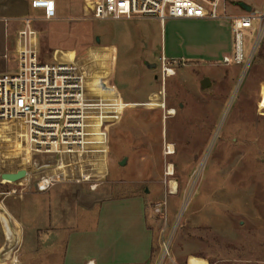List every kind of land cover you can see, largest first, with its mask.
Listing matches in <instances>:
<instances>
[{"label": "rangeland", "instance_id": "374dc122", "mask_svg": "<svg viewBox=\"0 0 264 264\" xmlns=\"http://www.w3.org/2000/svg\"><path fill=\"white\" fill-rule=\"evenodd\" d=\"M224 6L237 11L230 0H221L220 11ZM71 21L51 44L86 73L96 134L104 137L109 128L108 154L41 156L35 164L24 148V124L0 126V264L62 263L63 250L54 244L27 249L26 235L24 247L26 229L12 213L17 204L46 216L57 204L54 195L58 207L76 195L84 216L94 183H58L44 193L49 183L39 184L68 161L57 178H75L86 161L85 173L107 178L103 191L147 198L154 261L167 247L171 256L163 264H264V40L246 69L213 53L215 34H223L219 20L168 19L162 26L157 18L79 14ZM222 39L231 54L230 34ZM15 69L11 63L9 71ZM205 76L212 84L203 89ZM20 169L27 178L2 182V173Z\"/></svg>", "mask_w": 264, "mask_h": 264}, {"label": "built area", "instance_id": "2783aa9c", "mask_svg": "<svg viewBox=\"0 0 264 264\" xmlns=\"http://www.w3.org/2000/svg\"><path fill=\"white\" fill-rule=\"evenodd\" d=\"M88 3L91 16L99 20L149 17L159 19L161 24L180 18L229 21L233 52L225 55L223 62L246 65V69L264 40V7L259 11L231 15L226 10L220 11L221 0H89ZM32 7L44 9L47 19L54 18L57 13L54 0H33ZM23 35L26 43L18 50L17 68L0 76V126L24 124V148L35 164L41 156L84 157L94 148L108 145L107 125L104 137L96 134L94 112L89 110L86 73L75 63L41 60L36 42L32 40L31 18L25 20ZM248 40L253 41L246 55ZM1 180L14 184L2 177ZM170 256L166 247L162 256L150 264H163ZM171 261L178 264L174 259Z\"/></svg>", "mask_w": 264, "mask_h": 264}, {"label": "crops", "instance_id": "0c3cea01", "mask_svg": "<svg viewBox=\"0 0 264 264\" xmlns=\"http://www.w3.org/2000/svg\"><path fill=\"white\" fill-rule=\"evenodd\" d=\"M32 1L0 0V76L11 72L9 71L11 63L16 68L18 66V50L26 43L23 31L27 18L32 19L34 33L32 40L36 42L41 60L49 62L50 57L51 62L54 59V61L62 63H75L77 65L79 63L75 60H62L59 49L54 48L51 44V37L64 25H68L70 28L72 17L79 14L91 16L89 0H54L57 13L52 19L45 17L44 9L33 8ZM230 1L237 11L231 13L227 11L226 6L222 11L226 10L231 15L250 12L239 4L241 2L250 6L251 11H259L264 7V0ZM180 19L199 20V18ZM219 21L220 26H223V34H215L216 45L213 53L220 57L219 60H222L225 55H230L228 50L224 49L222 37H225V34L227 36L230 34L233 47V34L229 21ZM165 23L161 25L164 26ZM219 51L221 52L219 53ZM210 53L212 54V52ZM7 54L9 58H6ZM133 103L135 104L137 101H129V104L132 105ZM107 149V144H105L103 148H94L88 155L100 154L105 156L108 154ZM70 165L72 164L69 161L59 165L61 170L53 173L51 180H39V184L49 183L47 188H43L42 192L44 193L58 183H69L76 186L94 183L91 187V197L83 210L86 214L80 218L79 200L76 195H65L66 201L63 200L64 203L61 201L59 207L58 200L61 198L54 195L52 199L57 204L50 208V212L46 216L36 215L30 210L27 211L14 204L12 219L26 229L24 230V247H26V235H29L30 244H28L27 249H31L35 243L42 244L48 249L51 248V244H54L55 248L62 249L63 260L61 264H67V262L72 264L152 263L156 254V234L151 223L147 198L140 193L114 196L103 191L100 188L104 185L103 183L107 182V178H98L95 174L85 173L86 161L83 164L85 168L82 164L78 167L75 178H57L60 172ZM23 198L25 195L21 197V199Z\"/></svg>", "mask_w": 264, "mask_h": 264}, {"label": "water", "instance_id": "95a60500", "mask_svg": "<svg viewBox=\"0 0 264 264\" xmlns=\"http://www.w3.org/2000/svg\"><path fill=\"white\" fill-rule=\"evenodd\" d=\"M244 9L248 10V11H251V7L248 6L246 3H239ZM150 66V65H149ZM151 66H155V65H151ZM202 88L203 89H206L208 87L211 86L212 84V81L210 79V77L208 76H205L202 80ZM126 163V159L122 161V164H125ZM28 175V171L26 169H20L18 170L17 172H4L2 173L1 177L2 179L4 180H7V181H11L13 183H16V182H19L23 179H25Z\"/></svg>", "mask_w": 264, "mask_h": 264}, {"label": "bare ground", "instance_id": "6f19581e", "mask_svg": "<svg viewBox=\"0 0 264 264\" xmlns=\"http://www.w3.org/2000/svg\"><path fill=\"white\" fill-rule=\"evenodd\" d=\"M170 72V71H169ZM176 112V111H175ZM169 114H172L173 115V113H174V111H173V109L172 110H170L169 112H168ZM168 153H173L174 152V145L173 144H169V146H168ZM169 173L171 174L172 173V165H171V167H170V171H169Z\"/></svg>", "mask_w": 264, "mask_h": 264}]
</instances>
